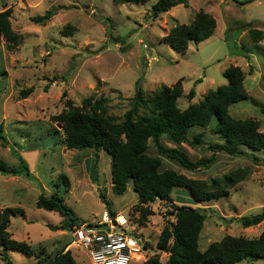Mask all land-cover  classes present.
<instances>
[{
    "label": "rangeland",
    "instance_id": "1",
    "mask_svg": "<svg viewBox=\"0 0 264 264\" xmlns=\"http://www.w3.org/2000/svg\"><path fill=\"white\" fill-rule=\"evenodd\" d=\"M152 1L0 0V9L10 8L11 28L21 35L13 49L0 41V159L17 169L23 164L28 168L27 174L22 170L15 174L0 172V206L23 208V215L10 217L9 228L12 237L29 243L39 258L71 231L68 222L62 228L50 227L61 224L65 217L35 206L40 191L60 195L78 223L98 219L106 209L98 194L119 202L127 193L116 194L108 186L109 156L103 148L65 147L61 124L50 116L61 113L67 105L82 109L83 97L103 95L107 113L119 121L129 106L135 80L150 95L160 84L169 85L180 77L182 91L176 105L182 109L188 102L199 100L208 88L225 83L222 70L233 64L243 71L247 97L230 104L228 113L236 118L260 119V129L264 128V38L252 41L247 32L248 27L264 30V0L243 5L231 0H186V5L175 4L151 18L148 9ZM58 4L63 7L43 23L29 19ZM198 9L215 21L207 38L188 41L183 51L161 40L169 27L189 22ZM67 25L70 33H65ZM109 37L117 40L110 41ZM29 86L32 90L25 97L17 95L20 88ZM190 87L194 94L187 98ZM214 121L211 118L209 125ZM197 132H201L202 143L190 141L191 134ZM216 139L208 126L191 127L187 141L179 144L164 135L159 137L163 145L182 148L192 160L208 157L211 152L205 142ZM145 151L159 156L160 170L170 167L193 178L206 179L234 169L244 171L243 177L228 187L226 195L198 204L206 214L198 236L200 249L226 233L255 236L264 225V218L245 227L239 222L240 215L264 210L263 152L258 151L256 159H252L215 151L207 166L188 170L158 154L150 138ZM60 173L69 182L66 192L57 180ZM126 188L131 190L130 181ZM169 193L171 202L181 199L185 204H194L183 187H172ZM167 203L160 199L149 202L150 213L141 225L136 220L134 202L115 213L116 218L122 214L128 222L122 230L147 243L145 256L155 253L162 264L166 253L155 250V240L163 222L171 219L165 212ZM68 250L75 264H90L82 250L74 246ZM10 259L13 264H36V257L17 251L11 252ZM238 264H264V259H243Z\"/></svg>",
    "mask_w": 264,
    "mask_h": 264
},
{
    "label": "trees",
    "instance_id": "2",
    "mask_svg": "<svg viewBox=\"0 0 264 264\" xmlns=\"http://www.w3.org/2000/svg\"><path fill=\"white\" fill-rule=\"evenodd\" d=\"M115 3L144 2L146 0H113ZM243 1V0H239ZM181 3L186 5V0H153L150 3L148 14L151 18L171 6ZM63 5L50 6L40 14L30 15L33 22L43 23L50 15ZM10 8L0 9V41L3 40L7 49H13L20 42L21 35L11 28ZM107 24L108 17H105ZM215 26L214 18L202 9H198L193 18L187 23H175L161 36V40L178 51H183L188 41L198 42L207 38ZM65 33H70L67 25ZM252 41L264 38V30L256 27L247 28ZM110 41L117 40L109 37ZM123 40V36L121 37ZM251 67H248V73ZM226 82L217 84L214 88H208L202 97L192 103H188L180 109L176 105V98L181 93L180 77L171 84H160L150 95H146L135 80L134 92L129 97V106L122 112L119 121L107 113L106 97L99 95L93 98L91 95L81 100L82 109L76 106L68 107L61 113L51 115L50 119L60 122L63 130V143L67 148L92 147L103 148L109 156L110 188L114 193L125 190L130 181L131 189L136 192L137 200L133 204L136 210L138 224H143L150 213L148 203L154 199L167 201L165 212L171 215L160 227L156 240L155 250L166 253L163 264H231L240 260L264 259V225L257 235L247 237L241 234H223L216 240L200 249L198 236L205 213L203 208L197 205L174 203L169 201V192L172 187H183L187 190L194 203H204L220 198L228 192V187L240 180L244 171L230 170L220 175L199 179L167 167L159 169L160 158L146 153L147 139L150 138L158 154H162L174 160L178 165L188 170H195L207 166L213 160V152L222 151L229 155H248L256 159L254 152L264 153V131L258 129V120L255 118H236L228 113L230 104L245 99L247 92L243 87V71L238 65L228 64L222 70ZM200 80V79H197ZM47 85H43L46 89ZM32 87L20 88L19 97H25ZM187 98L193 96L190 87L186 92ZM264 111V109H262ZM211 118L214 123L210 131L220 140L205 142V147L210 150L208 157L196 160L189 158L187 153L178 146H166L159 141L161 135L180 143L187 141L188 129L193 125L205 126ZM1 131V124H0ZM201 132L191 134V142L202 143ZM2 135H0L1 137ZM249 150L245 153L243 149ZM18 170L28 173L24 164L21 169L6 165L0 159V172L15 174ZM66 192L69 182L64 173L57 177ZM103 201L108 215L113 218L115 212L108 207V201L103 193L98 194ZM36 207L46 210H54L65 218L61 224L50 225L52 229L62 228L68 222L71 229L78 222L72 216L71 209L64 203L63 198L50 193L45 195L40 191L34 201ZM24 211L18 205L0 206V259L4 264H13L7 251H17L27 256L36 257V264L48 253L37 257V250L25 240L15 239L9 236L7 226L10 217L23 215ZM264 218V210L240 215L239 222L242 227L256 224ZM141 240V239H140ZM69 243V242H68ZM144 249L148 245L141 241ZM44 264H75L69 250H60ZM131 264H162L158 255L153 253L144 260Z\"/></svg>",
    "mask_w": 264,
    "mask_h": 264
},
{
    "label": "built area",
    "instance_id": "3",
    "mask_svg": "<svg viewBox=\"0 0 264 264\" xmlns=\"http://www.w3.org/2000/svg\"><path fill=\"white\" fill-rule=\"evenodd\" d=\"M125 221L120 222L114 215L111 218L107 211L93 221H83L71 227L67 232L71 240L65 249L74 246L82 250L90 264H131L146 258V249L141 240L122 230Z\"/></svg>",
    "mask_w": 264,
    "mask_h": 264
},
{
    "label": "crops",
    "instance_id": "4",
    "mask_svg": "<svg viewBox=\"0 0 264 264\" xmlns=\"http://www.w3.org/2000/svg\"><path fill=\"white\" fill-rule=\"evenodd\" d=\"M193 89V88H192ZM181 91H182V88H181ZM206 91V90H205ZM193 94H194V89H193ZM203 94V93H202ZM178 97V96H177ZM198 101V100H197ZM193 102H196V101H193ZM188 103H192V102H188ZM187 103V104H188ZM185 107V106H184ZM264 112V111H263ZM247 118H249V117H247ZM252 118V117H251ZM256 119V118H255ZM258 120V129L259 130H261V131H264V128H261L260 129V125H261V120L260 119H257ZM205 126H208V127H211V125H209V124H207V125H205ZM191 127H198V125H193V126H191ZM200 127H202V126H200ZM190 129V128H189ZM189 129H188V131H189ZM188 133V132H187ZM214 134V133H213ZM215 135V134H214ZM217 137V136H216ZM168 140H170V139H168ZM220 139L217 137V139L215 140V141H219ZM170 141H172V140H170ZM172 142H174V141H172ZM212 142V141H211ZM176 143V142H175ZM180 143H182V142H180ZM177 144H179V143H177ZM244 150V152L245 153H249V150H247V149H243ZM219 152H222V151H219ZM225 153V152H224ZM258 153V151H256V152H254V155L257 157V154ZM227 154V153H226ZM232 156H235V155H232ZM238 156H242V155H238ZM248 157H250V156H248ZM262 158H264V157H262ZM110 185V178H109V180H108V186ZM124 191H127V193L125 194V195H123L122 196V199L118 202H114V201H112L111 199H106L105 198V195H104V198L108 201V207L111 209V210H113L115 213L118 211V209H124L125 207H126V205L127 204H129L130 202H136V200H137V194H136V192L135 191H133L132 189L130 190V191H128V189L127 188H125V190ZM124 191L123 192H121V193H116V194H122V193H124ZM176 203H187V202H183L181 199H180V201H178V200H176L175 201ZM199 203H194L193 205H197V206H199L198 205ZM1 205H4V204H1ZM103 211H106V209H104ZM117 214H119V213H117ZM116 214V215H117ZM120 215V214H119ZM122 215V214H121ZM9 223H10V219H9ZM128 222H127V220H125V225L127 224ZM7 230H8V232H9V236L10 237H12V231H11V229L9 228V224H8V226H7ZM13 238V237H12ZM23 240V239H22ZM35 249V248H34ZM8 252V254H9V257H11V250H9V251H7ZM2 260V259H1ZM75 260V259H74ZM3 261V260H2ZM3 264H4V262H3ZM231 264H238L237 262H234V263H231Z\"/></svg>",
    "mask_w": 264,
    "mask_h": 264
},
{
    "label": "water",
    "instance_id": "5",
    "mask_svg": "<svg viewBox=\"0 0 264 264\" xmlns=\"http://www.w3.org/2000/svg\"><path fill=\"white\" fill-rule=\"evenodd\" d=\"M234 1L240 5L243 4H247L253 0H243V1H239V0H231ZM71 240V235L70 233H65L62 238L56 243V246L44 257L40 260L39 263L37 264H44L46 263L50 258H52L57 251L63 250L64 247L66 246V244Z\"/></svg>",
    "mask_w": 264,
    "mask_h": 264
},
{
    "label": "bare ground",
    "instance_id": "6",
    "mask_svg": "<svg viewBox=\"0 0 264 264\" xmlns=\"http://www.w3.org/2000/svg\"><path fill=\"white\" fill-rule=\"evenodd\" d=\"M117 220H119L120 222H124L125 221V218H124V216L123 215H117V218H116Z\"/></svg>",
    "mask_w": 264,
    "mask_h": 264
}]
</instances>
